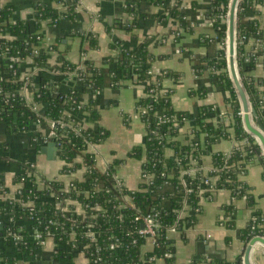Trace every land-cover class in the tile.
I'll return each mask as SVG.
<instances>
[{
	"label": "trees",
	"instance_id": "16d2710c",
	"mask_svg": "<svg viewBox=\"0 0 264 264\" xmlns=\"http://www.w3.org/2000/svg\"><path fill=\"white\" fill-rule=\"evenodd\" d=\"M149 1L159 7L166 2ZM229 1L207 0L206 18L221 41L226 37ZM262 13L264 0H237L234 60L238 78L254 110L252 118L249 112L250 123L261 122L264 127V80L252 75L258 63L264 65V25L258 19ZM131 14V20L117 23L129 30L138 26V19ZM248 16L252 17L245 20ZM75 17L73 9L59 14L54 8L40 4L35 8L33 20L23 21L12 18L10 7H0V34H3L0 38V124L12 132L27 129L35 120L48 125L53 122L57 133L55 141L59 143L57 155L64 161L61 172L84 168L81 180L72 179L65 184L56 177L37 178L29 163L21 165L22 172L13 178V182L19 184L14 197L0 202V264H14L15 255L9 252L11 247L24 254H34L42 248L34 238L37 230L42 240L50 238L53 241L61 257L81 252L89 264H152L157 258H165V252L173 253V238L168 228L175 223L181 231L195 223L199 200L210 198L214 190H227L231 198H244L252 206L251 189L240 177L253 163L262 166L264 175V156L255 137L245 129L242 115L238 114L241 108L228 75L225 52L208 59L207 65L217 84L228 92L231 122L228 126L219 118L216 124L207 122L211 113H218V109L213 105L201 106L194 120V140L181 144L174 136L188 114L175 110L170 92L161 88L162 78L173 73L148 74L153 60L147 50L149 40L134 49L115 41L119 53L116 60L111 61L113 67L109 70L84 59L77 64L62 60L61 65L54 68V75L48 71L24 72L22 62L27 57L32 58L34 66L44 67L50 51L56 48L55 41L46 47L37 45L44 36L42 22L55 25L63 18ZM249 40L253 45L247 49ZM131 74L145 83L144 96L135 102V113L145 125V138L141 146L131 149V156H144L141 169L149 175V180L141 181L136 189H127L115 179V166L121 160H114L100 171L95 166L93 153L86 151L89 143L104 141L108 133L102 127L80 128L72 115L85 109L93 120H98L94 100L81 104L76 88L75 93L58 90L60 81L67 76L76 79L79 89L94 91L102 88L106 75L116 85ZM39 107H42V114L38 112ZM161 118L168 120L163 123ZM124 119L127 121L129 117L125 115ZM200 132L206 134L204 140L199 139ZM220 138L231 140L230 149L212 153L211 167L202 169L198 158L209 153L211 144ZM167 148L173 150V157L166 155ZM193 160L196 162L190 166ZM0 162L7 163L1 153ZM3 185L0 175V193L6 192ZM74 202L80 204L84 214L75 211ZM184 205L189 207L188 214L178 220L177 215ZM222 210L221 221L231 225L234 205H224ZM147 213L156 214L160 230L152 250L143 253L141 246L145 237L138 233L141 221L135 217ZM263 219L259 210H252L241 230L243 241L254 235L264 236L260 227ZM8 232L16 233L19 238H13ZM234 264H242V255L237 256Z\"/></svg>",
	"mask_w": 264,
	"mask_h": 264
},
{
	"label": "crops",
	"instance_id": "0c3cea01",
	"mask_svg": "<svg viewBox=\"0 0 264 264\" xmlns=\"http://www.w3.org/2000/svg\"><path fill=\"white\" fill-rule=\"evenodd\" d=\"M40 4L54 8L59 14L73 9L76 17L63 18L55 25L42 22L44 36L37 45L46 47L55 41L56 48L50 51L44 67L34 66L32 58L27 57L22 62L24 72L38 74L48 71L53 74L54 68L60 66L62 60L77 64L84 59L109 70L113 67L111 61L116 60L119 53L115 41L128 49H134L149 40L147 50L153 57V74L163 71L173 73L162 78L161 88L170 92L175 110L188 114V118L178 126L174 140L181 144L194 140V120L201 106L213 105L218 109V113H211L207 122L216 124L219 118L225 126L230 124L228 92L217 84L207 65L208 59L226 50V39L221 41L216 36L206 18L207 0H179V3L177 0H166L163 7L149 0H0V7L11 8L12 18L23 21H32L35 8ZM131 12L139 23L129 30L117 22L131 20ZM251 17H245V20ZM258 19L264 25L263 13ZM2 36L0 34V38ZM251 45L253 41L249 40L246 48ZM252 75L264 80V65L258 63ZM79 86L73 76H67L60 81L58 90L75 93L76 88L81 104L93 99L99 118L93 120L85 109H80L72 118L80 128L102 127L108 133L104 141L89 143L86 151L93 153L95 166L100 171H104L114 160H121L115 166V179L127 189H136L141 182L144 156H131V149L141 146L145 138V125L135 113V102L144 96L145 83L131 74L113 85L110 76L106 75L101 89L90 91L79 89ZM38 112L42 114V107H39ZM66 114L69 112L66 111ZM125 115L129 117L127 121ZM48 132L49 125L39 120H35L27 129L12 132L0 124V153L7 161L0 162V175L6 189V192L0 193V202L14 197L19 184L14 183L13 178L22 172L21 165L24 163L32 166L37 178L56 177L65 184L72 179L83 178V167L68 173L61 172L64 161L57 155L58 147L47 145L50 140L55 141L44 139ZM205 137L204 132L199 133L200 140ZM231 144L230 139L216 140L211 144L209 153L200 155L197 163L202 169H209L212 153L227 152ZM166 155L173 157V150L167 148ZM195 162L190 161V166ZM240 179L251 189L252 206L244 198H231L227 190H214L210 198L199 200L200 209L195 223L181 231L169 232L173 238L172 259L157 258L152 264H234L237 256L243 255L246 242L242 240L241 230L250 219L252 210H259L264 215L262 166L250 164ZM228 204L235 208L231 225L221 221L222 208ZM74 205L77 213L84 214L80 204L74 202ZM188 210L186 205L184 215L188 214ZM260 227L264 230V219ZM152 248V239L145 237L141 251L147 253ZM56 250L50 238L34 254L19 253L13 247L9 248V252L15 255L14 264H89L81 252L61 257ZM250 262L264 264V247L261 244L252 248Z\"/></svg>",
	"mask_w": 264,
	"mask_h": 264
},
{
	"label": "water",
	"instance_id": "95a60500",
	"mask_svg": "<svg viewBox=\"0 0 264 264\" xmlns=\"http://www.w3.org/2000/svg\"><path fill=\"white\" fill-rule=\"evenodd\" d=\"M237 0H230L228 5V11L226 15V50L225 57L227 61V71L231 79L232 85L236 91L239 99L240 108L243 111L242 120L245 129L255 137L260 146V153L264 156V127L261 122L254 123L252 125L249 119V112L252 118L254 114L253 108L249 105L246 94L243 90L241 82L237 75V68L235 66L234 53H235V6ZM47 145L58 147L56 141L50 140ZM261 244L264 247V236L254 235L250 237L244 246L242 255V264H251L250 253L254 245Z\"/></svg>",
	"mask_w": 264,
	"mask_h": 264
},
{
	"label": "built area",
	"instance_id": "2783aa9c",
	"mask_svg": "<svg viewBox=\"0 0 264 264\" xmlns=\"http://www.w3.org/2000/svg\"><path fill=\"white\" fill-rule=\"evenodd\" d=\"M148 74L153 75V72H152L151 68L148 70ZM25 78H27V76ZM24 90L26 92V88H24ZM238 114L242 115L241 109L239 110ZM167 120L168 119H166V118H161L160 122L166 123ZM53 126H54L53 122L49 123V132H48L47 136H45L44 139L51 138V139L55 140V138H57V133H56V131H55ZM56 143H57V146H59V143L57 141H56ZM148 180H149V175L144 173V172H142V170H141V181H145L146 182ZM185 207H186V205H184L183 209L180 210V212L178 213V215H177L178 220L184 216ZM135 219L141 221V228L138 229V233L140 235L144 236V237L151 238L152 241H153V244H154V241L156 239L158 231L160 230V222L158 221V219L156 217V214H149V213H147V214H138L135 217ZM176 230H177V227H176V225L174 223L173 226H170L167 231L171 232V231H176ZM8 235H11L15 239L19 238V236L16 233L8 232ZM89 235H92V234L89 233ZM34 238L41 245H43L44 242H45V240L41 239V232L38 231V230L34 233ZM170 256H171V252H165L164 255H163V257H165V258L170 257ZM4 264H7V263L5 262Z\"/></svg>",
	"mask_w": 264,
	"mask_h": 264
},
{
	"label": "rangeland",
	"instance_id": "374dc122",
	"mask_svg": "<svg viewBox=\"0 0 264 264\" xmlns=\"http://www.w3.org/2000/svg\"><path fill=\"white\" fill-rule=\"evenodd\" d=\"M253 120V119H252Z\"/></svg>",
	"mask_w": 264,
	"mask_h": 264
}]
</instances>
